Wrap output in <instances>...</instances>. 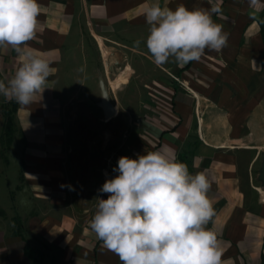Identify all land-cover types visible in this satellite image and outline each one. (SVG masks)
I'll use <instances>...</instances> for the list:
<instances>
[{
    "label": "crops",
    "instance_id": "0c3cea01",
    "mask_svg": "<svg viewBox=\"0 0 264 264\" xmlns=\"http://www.w3.org/2000/svg\"><path fill=\"white\" fill-rule=\"evenodd\" d=\"M37 2L28 43L55 72L28 106L0 95V264H121L89 221L118 159L151 151L210 179L221 264H264V0H213L227 46L183 66L153 62L144 9L209 0ZM20 64L0 49V80ZM112 70L106 118L99 77Z\"/></svg>",
    "mask_w": 264,
    "mask_h": 264
},
{
    "label": "clouds",
    "instance_id": "9594fccd",
    "mask_svg": "<svg viewBox=\"0 0 264 264\" xmlns=\"http://www.w3.org/2000/svg\"><path fill=\"white\" fill-rule=\"evenodd\" d=\"M209 4L145 7L146 46L157 66L170 58L180 66L198 62L206 49L219 52L227 46L228 34L212 18L221 8L213 0ZM39 15L37 0H0V49L11 47L21 58L12 78L0 80V95L23 106L43 93L55 72L28 43L37 36ZM113 171L119 174L102 185L100 191L109 196L96 198L89 226L121 264H221L222 242L207 227L216 213L204 172L190 174L186 163L161 151L136 159L121 156Z\"/></svg>",
    "mask_w": 264,
    "mask_h": 264
},
{
    "label": "water",
    "instance_id": "95a60500",
    "mask_svg": "<svg viewBox=\"0 0 264 264\" xmlns=\"http://www.w3.org/2000/svg\"><path fill=\"white\" fill-rule=\"evenodd\" d=\"M99 85L101 89V100L99 102V106L103 109L105 117L110 118L115 114L116 111H115V107L113 106L110 100L108 88L102 76L99 77ZM259 179L262 181V184L264 186V157H263L262 167L260 170Z\"/></svg>",
    "mask_w": 264,
    "mask_h": 264
},
{
    "label": "rangeland",
    "instance_id": "374dc122",
    "mask_svg": "<svg viewBox=\"0 0 264 264\" xmlns=\"http://www.w3.org/2000/svg\"><path fill=\"white\" fill-rule=\"evenodd\" d=\"M100 74H102V73H100ZM126 74H130V69L127 67L117 78H116V80H114V81H112L111 82V85H113V86H117L118 84H119V80L122 78V77H124V75H126ZM115 75V70H112L111 71V73H110V75L108 74L107 76H102V75H100V76H102L103 78H104V81H105V83L107 84V81H108V79H109V77L108 76H114ZM110 100H111V102L112 103H116L117 101L115 100V99H111L110 98Z\"/></svg>",
    "mask_w": 264,
    "mask_h": 264
},
{
    "label": "trees",
    "instance_id": "16d2710c",
    "mask_svg": "<svg viewBox=\"0 0 264 264\" xmlns=\"http://www.w3.org/2000/svg\"><path fill=\"white\" fill-rule=\"evenodd\" d=\"M8 118V124H7V128L6 129H8L9 130V128L11 127L10 125H11V123H10V117H7Z\"/></svg>",
    "mask_w": 264,
    "mask_h": 264
}]
</instances>
